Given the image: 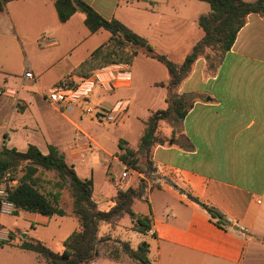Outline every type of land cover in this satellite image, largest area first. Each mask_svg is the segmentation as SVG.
Returning a JSON list of instances; mask_svg holds the SVG:
<instances>
[{
	"label": "crops",
	"instance_id": "1",
	"mask_svg": "<svg viewBox=\"0 0 264 264\" xmlns=\"http://www.w3.org/2000/svg\"><path fill=\"white\" fill-rule=\"evenodd\" d=\"M82 1L103 19H115L146 39L157 53L176 64H181L203 37L197 20L210 11L208 4L199 0ZM12 2L28 7L27 23L34 24L36 31L41 26L30 37L19 28L15 16L6 7L0 12V57L12 49L16 55L22 53L26 62L19 71H11L6 63L0 62V86L16 92L12 98L0 97V146L25 152L31 145L43 155L48 153L49 146H54L63 152L68 163L78 161L84 165L88 161L85 153L93 152L92 148L91 151L84 148L90 141L92 147L101 150L100 159L106 166V181L98 190L93 171L89 172L93 180L91 198L101 212L114 207L117 190L136 189L143 181L144 194L134 201L132 211L150 218L146 233L134 231L130 217L123 215L116 222L99 223L97 237L108 236L127 243L132 250L145 242L149 264H264V243L259 240L264 238V20L256 14L248 15L233 45L215 65L208 64L204 58L193 63L173 91L190 104L179 122V139L173 137L170 144L155 146L151 153L152 172H139L118 159L119 148L114 153L105 152L86 130L84 120L89 118L98 124L116 127L129 120L137 122V140L132 144L125 141V147L136 151L144 121L152 112L146 108L142 117L140 99L130 98L142 93L139 82L134 79L136 64L150 66L158 62L138 55L131 65H126L130 81L119 83L108 92L99 86L93 89L84 103L86 106L108 111L117 102H127L126 110L114 122L97 121L81 111L85 107L81 104L70 109L50 105L46 92L53 87L79 84L83 78L72 74L73 70L96 48L106 44L110 34L102 29L90 33L81 13L78 17H75L78 13L74 14L65 23L58 19L57 24L46 21L48 14L53 15V0ZM33 48L36 58H29ZM173 57L181 60L175 62ZM27 70L32 79L24 78ZM54 71L61 74L42 86L41 76ZM168 79L151 84L161 90L163 102H166L167 89L156 84L166 85ZM27 81L31 84L25 85ZM97 89L104 93L117 92V97L90 99ZM77 133L83 135L81 140L76 139ZM111 162L120 173L129 174L124 188L116 186L119 175L115 179L111 174L108 176ZM62 197L61 193L60 208ZM189 197L218 211L227 225L217 226L216 219ZM140 202L146 204L143 212L135 210ZM13 210L7 213L0 209V242L8 241L9 233L12 235L9 243L0 244V264H48L40 255L22 250L18 245L24 240H36L50 250L55 245L57 248L51 251L61 253L66 238L79 229L75 217L78 223L75 230L54 234L64 232L55 224L54 216L26 211L13 215ZM5 216L13 217L15 222L9 230L2 222ZM37 230L42 232V237L36 234ZM21 233H25L24 238H20ZM106 250L102 245L98 256L89 264H137L124 254L120 260H113Z\"/></svg>",
	"mask_w": 264,
	"mask_h": 264
},
{
	"label": "trees",
	"instance_id": "2",
	"mask_svg": "<svg viewBox=\"0 0 264 264\" xmlns=\"http://www.w3.org/2000/svg\"><path fill=\"white\" fill-rule=\"evenodd\" d=\"M13 0H0V12L4 11L5 3ZM208 4L209 13L197 20V26L203 32V37L194 44L181 64L171 62L166 56L157 53L146 41L130 31L119 21L106 20L99 16L82 0H53L57 19L60 23L67 22L74 14L84 16V26L90 33L100 29L110 34L109 41L96 48L88 58L80 63L72 74L83 79L89 78L91 73L111 64L131 65L138 55L154 60L165 67L168 74L167 84L158 83V87H166L168 95L165 99L167 108L157 110L144 121L143 132L139 138L138 148L133 151L125 147V142L119 140L120 153L116 156L127 167L139 171L138 163L152 166L151 153L155 146L164 145V141L157 138V128L161 121H181L187 113L190 104L183 96L173 93L182 80L189 73L193 63L202 57L206 48L218 49L220 56L229 51L234 43L238 31L243 27L246 17L256 14L264 20V0L244 2L242 0H199ZM171 141V140H170ZM63 155L58 148L49 146L48 153L43 155L36 147L28 146L25 152H17L0 146V184L2 180L19 166L23 167V174L17 179L15 186L7 189V199L13 204V215L19 211L36 213L45 217L64 216L65 211L59 207L61 192L67 188L72 197V214L78 219L79 229L72 232L63 243L61 253H54L44 244L36 240H24L18 248L32 251L40 255L48 264H89L98 256L102 245L108 250V257L120 260L121 254L126 255L137 264H149L147 259L148 245L142 242L136 250H132L127 243L112 240L110 237H97L98 224L113 223L123 215H128L133 224V230L146 233L150 227L148 216H138L132 211L136 199H141L145 191V183L140 181L138 188L128 187L117 190L115 205L107 212L97 210L92 201L93 180L81 178L75 172L73 164L61 159ZM150 168V167H148ZM153 170V168H152ZM41 171H53L57 180L53 182L55 192L41 191L36 175ZM142 172V171H139ZM109 176V173H107ZM207 211L211 218L216 219L219 227L227 225L222 215L215 209L189 197ZM12 239L8 234L7 244ZM264 243V238L259 239Z\"/></svg>",
	"mask_w": 264,
	"mask_h": 264
},
{
	"label": "rangeland",
	"instance_id": "3",
	"mask_svg": "<svg viewBox=\"0 0 264 264\" xmlns=\"http://www.w3.org/2000/svg\"><path fill=\"white\" fill-rule=\"evenodd\" d=\"M20 2H12L7 1L5 3V7L7 8L8 13L13 16H15L17 23L19 24V28L24 31L27 35L30 37L36 34L38 29L40 28L41 24L38 25L37 31L35 29L34 24L27 23L28 18V7L24 6L23 4H19ZM53 15L51 16L48 14L45 18L46 21H55V24H57V18L55 16V9L54 12L52 10ZM3 13H1L2 15ZM81 14H77L78 17ZM74 28V25L73 27ZM12 49H10L11 51ZM3 52L2 58L0 57V62L6 63L7 67L11 69V71H19L20 66L26 64L24 63V57L22 53H19L16 55V52ZM28 53V52H27ZM37 52L35 51V48H33L29 53V58H36ZM220 57V53L218 49L213 48H206L204 50V53L201 58H204L208 64L215 65ZM173 60L175 62H178V60H181L180 57H173ZM172 62V61H171ZM174 62V61H173ZM138 63V62H137ZM152 63V62H150ZM137 74L135 76V81L139 82L140 87L142 88V93L134 94L133 97H130L132 99H140V108L142 110V117L146 114V108L151 109L152 112H155L157 108H160L159 110H164L167 108V103L163 102L160 97V89L154 88L151 84L154 82H158L159 80L166 79L168 77L167 71L164 66H162L159 63L156 64H150L144 65V64H136ZM24 70V69H23ZM61 74V72H47L44 73L40 78V84L42 86H46L50 83H52L55 79L58 78V76ZM25 85L31 84V82H24ZM157 85V84H156ZM158 87V86H157ZM174 91V90H173ZM168 95V91H167ZM117 92L114 93H104L101 90L97 89L93 95H91L90 99H116ZM91 101V100H90ZM187 101V100H186ZM93 103H91L92 105ZM135 104V103H134ZM133 104V105H134ZM137 106V103H136ZM107 108V107H105ZM157 111V110H156ZM151 112V113H152ZM85 127L86 130L91 134V136L95 139V141L101 146L105 152H117L118 149V142L119 140L127 141L129 143H134L135 140H137L138 137V131L136 127H138V123H134L131 120H129V123H124V125L120 124L119 126L114 125H101L98 124L89 118H85ZM118 121V120H117ZM134 123V124H133ZM179 121H169V120H163L159 123L157 128V138L164 141V145L169 144L170 140L173 139V137L179 139ZM181 139V138H180ZM89 141V140H88ZM87 143V142H86ZM85 149L91 148L93 149L92 153H85L86 159L88 161L82 165L80 162L75 161L73 163L75 172L79 177L82 178H90V169L93 171V178L95 181V188L98 190L102 187L104 182L106 181V166L105 163H103L100 159L102 156L101 150L96 147H92L91 142L89 141L87 144L84 145ZM88 151V150H87ZM111 161V160H110ZM112 163V162H111ZM148 162L146 164H142V162L138 163L137 169L139 171L144 172H152V166H148ZM150 167V168H148ZM117 170V167L112 163V169L109 170V174L113 177V179L116 178L117 175L120 176V171L116 174L115 171ZM23 174V167L19 166L15 171L10 173L9 175H6V177L2 180L1 186L4 187L5 191L9 189L12 186H15L17 184V179L20 178ZM148 176H152L151 173H148ZM36 178L38 180V184L41 187V191L48 193V192H55L57 189L53 188V182L57 180L56 173L53 171H41L36 175ZM126 182L127 181H122ZM116 186H120L119 182ZM62 200H61V207L65 211V215L62 217L54 216L53 219H55V224L59 225L60 231L64 232H56L54 234H67L73 230H75L78 226L77 221L75 220V216L71 213L72 210V197L70 195V192L67 188H64L62 190ZM141 209L142 212L146 210V204L144 202H140L136 204L135 210ZM13 217L5 216L3 219V225L7 230L11 229L13 226H15V222L12 220ZM43 233L46 231L43 229H40ZM37 230L36 234L39 237L41 236V231ZM40 231V233H39ZM50 232V230H47ZM47 232V233H48ZM49 234V233H48ZM51 234V232H50ZM25 233H21L20 238H23ZM45 245V244H44ZM58 245V244H57ZM46 246V245H45ZM51 250L57 248L55 245H51ZM55 246V247H54Z\"/></svg>",
	"mask_w": 264,
	"mask_h": 264
},
{
	"label": "built area",
	"instance_id": "4",
	"mask_svg": "<svg viewBox=\"0 0 264 264\" xmlns=\"http://www.w3.org/2000/svg\"><path fill=\"white\" fill-rule=\"evenodd\" d=\"M154 1V0H144ZM125 64H114L104 68L94 70L89 78L83 79L75 87L58 86L49 89L45 98L50 105L60 106L64 108H72L76 105H83L81 111L92 115L97 121L105 123L114 122L116 118L126 110L127 102H117L110 110L105 111L101 108L86 106L84 103L89 99L90 94L96 86H99L104 91H112L117 84L130 81V73L126 71ZM25 79H32V74L29 70L24 73ZM16 92L12 89L0 86V97H14ZM80 133L76 134V139L81 140ZM129 179L127 171H123L119 176V184L124 188L125 182ZM7 191L0 185V209L1 211L11 213L13 204L7 199Z\"/></svg>",
	"mask_w": 264,
	"mask_h": 264
},
{
	"label": "water",
	"instance_id": "5",
	"mask_svg": "<svg viewBox=\"0 0 264 264\" xmlns=\"http://www.w3.org/2000/svg\"><path fill=\"white\" fill-rule=\"evenodd\" d=\"M169 144H170V143H169ZM60 158H61V159H64V156H63V155H61V156H60ZM24 237H25V236H23V238H24Z\"/></svg>",
	"mask_w": 264,
	"mask_h": 264
}]
</instances>
